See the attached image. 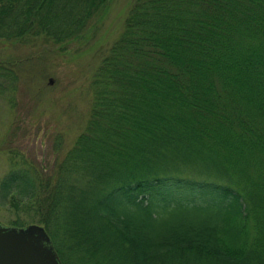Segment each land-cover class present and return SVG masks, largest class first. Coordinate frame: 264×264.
I'll return each instance as SVG.
<instances>
[{"label": "trees", "instance_id": "trees-1", "mask_svg": "<svg viewBox=\"0 0 264 264\" xmlns=\"http://www.w3.org/2000/svg\"><path fill=\"white\" fill-rule=\"evenodd\" d=\"M110 1L0 0V40L73 50ZM87 88L49 169L8 155V225L61 264H264V0H129Z\"/></svg>", "mask_w": 264, "mask_h": 264}, {"label": "rangeland", "instance_id": "rangeland-1", "mask_svg": "<svg viewBox=\"0 0 264 264\" xmlns=\"http://www.w3.org/2000/svg\"><path fill=\"white\" fill-rule=\"evenodd\" d=\"M128 3L111 0L90 23L86 40L70 51L0 40V61H16L15 77L0 78V178L9 169L8 155L49 169L81 130L89 76L99 53L120 33ZM55 138L61 142L59 152ZM5 208L0 207V223L8 225L11 215Z\"/></svg>", "mask_w": 264, "mask_h": 264}, {"label": "water", "instance_id": "water-1", "mask_svg": "<svg viewBox=\"0 0 264 264\" xmlns=\"http://www.w3.org/2000/svg\"><path fill=\"white\" fill-rule=\"evenodd\" d=\"M0 264H61L42 226L0 223Z\"/></svg>", "mask_w": 264, "mask_h": 264}]
</instances>
